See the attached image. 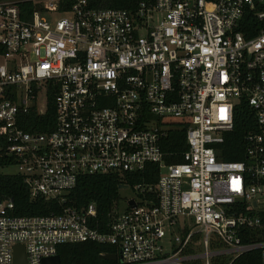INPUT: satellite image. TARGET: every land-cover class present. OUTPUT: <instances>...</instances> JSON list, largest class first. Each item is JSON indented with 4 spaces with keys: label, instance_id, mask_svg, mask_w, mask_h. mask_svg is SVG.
Returning a JSON list of instances; mask_svg holds the SVG:
<instances>
[{
    "label": "built area",
    "instance_id": "2783aa9c",
    "mask_svg": "<svg viewBox=\"0 0 264 264\" xmlns=\"http://www.w3.org/2000/svg\"><path fill=\"white\" fill-rule=\"evenodd\" d=\"M27 1L24 12L0 1V182L19 177L31 201L59 211L19 216L0 189V264L15 246L42 264L76 243L114 248L100 255L116 264H232L252 252L264 264V0ZM49 95L53 128L24 130ZM241 105L255 126L244 159L227 161ZM152 167L155 184L132 183ZM93 175L117 176L133 196L105 227L95 203L65 206Z\"/></svg>",
    "mask_w": 264,
    "mask_h": 264
},
{
    "label": "trees",
    "instance_id": "16d2710c",
    "mask_svg": "<svg viewBox=\"0 0 264 264\" xmlns=\"http://www.w3.org/2000/svg\"><path fill=\"white\" fill-rule=\"evenodd\" d=\"M8 1V0H0ZM18 3L21 11L32 9L31 2L27 0H9ZM142 0H88L89 8H112V9H134L136 4ZM55 110L53 106V95H49L47 110L44 115L31 113L29 126L23 127L30 132L49 131L53 128ZM255 126L253 112L245 105H241L235 113V123L233 132L227 136V146L230 147L229 153L225 156L227 161H241L244 159V139L246 134L253 130ZM171 139L175 138L180 145V149L185 150L183 132L173 131L169 133ZM236 151V152H235ZM238 151V152H237ZM157 170L149 168L143 175L132 179V183L155 184ZM119 178L115 175H93L81 177L77 186L68 195L65 206L80 209L90 203H95L98 209L97 222L104 227L109 223L107 215L114 202L119 198ZM0 189L6 196L13 199L18 209L19 216L43 215L53 211H59V206L54 201L43 199H29V193L19 177H1ZM96 228V225H92ZM103 231V227H97ZM105 230V229H104ZM104 252L115 253L116 250L106 245L95 243H76L64 244L57 248L60 264H116L104 261L100 254ZM258 252L241 255L232 264H253L259 263Z\"/></svg>",
    "mask_w": 264,
    "mask_h": 264
},
{
    "label": "water",
    "instance_id": "95a60500",
    "mask_svg": "<svg viewBox=\"0 0 264 264\" xmlns=\"http://www.w3.org/2000/svg\"><path fill=\"white\" fill-rule=\"evenodd\" d=\"M118 189H126L125 186H119ZM129 205L133 206L134 202L129 201ZM100 258L104 261L115 262L116 255L114 254H103L100 255ZM13 264H26L25 251L23 246H15L13 248ZM42 264H60L59 256L54 257L53 259L43 260Z\"/></svg>",
    "mask_w": 264,
    "mask_h": 264
},
{
    "label": "rangeland",
    "instance_id": "374dc122",
    "mask_svg": "<svg viewBox=\"0 0 264 264\" xmlns=\"http://www.w3.org/2000/svg\"><path fill=\"white\" fill-rule=\"evenodd\" d=\"M63 16L64 15H62L61 13H58L57 12V13H54L52 15V19L53 20H58V19L62 18ZM119 197H120V199H128V198L133 197V196L131 194V191H129V190H122V191H119ZM169 242H170L169 239H163L161 241V244L163 245V248L165 249V251H168L169 250Z\"/></svg>",
    "mask_w": 264,
    "mask_h": 264
}]
</instances>
